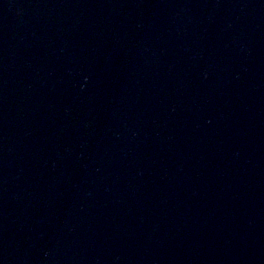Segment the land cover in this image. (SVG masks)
Instances as JSON below:
<instances>
[{
    "label": "water",
    "instance_id": "1",
    "mask_svg": "<svg viewBox=\"0 0 264 264\" xmlns=\"http://www.w3.org/2000/svg\"><path fill=\"white\" fill-rule=\"evenodd\" d=\"M0 264H264V0H0Z\"/></svg>",
    "mask_w": 264,
    "mask_h": 264
}]
</instances>
